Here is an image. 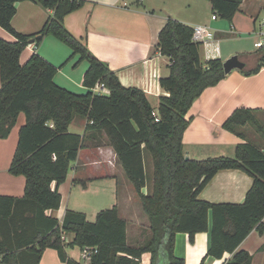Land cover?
<instances>
[{
  "label": "trees",
  "instance_id": "1",
  "mask_svg": "<svg viewBox=\"0 0 264 264\" xmlns=\"http://www.w3.org/2000/svg\"><path fill=\"white\" fill-rule=\"evenodd\" d=\"M22 0H0V27L14 37L0 36V138H6L20 113L24 123L18 129L16 148L8 171L25 178L24 196L0 195V237L2 225L11 219L18 202L30 204L34 229L25 247L28 256L17 255L13 246H0L4 252L0 264H39L42 250L52 247L65 264H81L67 257L61 234L72 233L65 245L96 247L88 264H141L143 252L150 253V264H184L174 253L175 235L188 234L194 241L197 232L210 231L207 254L221 258L231 256L224 264H251L252 255L239 248L247 235L264 225V153L245 141L235 146L234 156L208 157L195 160L186 157L182 136L190 119L186 113L195 98L208 86L217 84L225 73L220 58L202 61L199 43L192 40V27L168 17L158 33L157 46L169 57V74L159 79L168 92L161 96L156 121L145 92L123 86L108 65L95 57L86 45L65 27V15L81 7L85 0H32L53 13L41 29L33 34L15 30L11 19L15 3ZM243 0H209L211 11L219 19L232 21ZM52 35L86 60L83 93L73 92L54 82L57 67L37 52L24 63L19 57L29 40L38 45ZM256 64L244 70L250 75L264 66V47L257 49ZM244 68V67H243ZM103 83L108 94L92 91L95 83ZM258 109L236 108L223 127L256 123ZM75 118L85 119V133L69 131ZM260 130L261 127H258ZM104 132L118 160L139 197L149 220L150 236L139 246L126 241V220L116 206L99 210L89 221L83 212L66 210L61 222L46 215L47 209L59 208L58 185L65 181L70 162L77 158L86 133ZM152 160V188L147 184L144 155ZM239 168L249 173L253 182L241 203H213L197 197L202 187L220 169ZM52 183L54 186L52 187ZM149 185V191L142 190ZM209 214L211 227L209 228ZM27 222L15 227L24 236ZM0 241L5 245L4 238ZM0 250V251H1ZM199 264H205L204 259Z\"/></svg>",
  "mask_w": 264,
  "mask_h": 264
},
{
  "label": "crops",
  "instance_id": "2",
  "mask_svg": "<svg viewBox=\"0 0 264 264\" xmlns=\"http://www.w3.org/2000/svg\"><path fill=\"white\" fill-rule=\"evenodd\" d=\"M250 1L243 0L239 9L250 4ZM15 7L16 11L11 24L15 30L24 34L39 31L53 13L52 9H45L32 0L18 1ZM209 10L210 14H208ZM212 14L209 0L208 2L207 0H85L81 7L65 15L63 23L67 30L80 39L95 57L108 65L123 86L142 89L153 110L158 111L160 97L168 95V92L160 85L159 79L168 76L170 61L167 55L159 51L157 41L158 33L168 17L175 18L191 27L195 24L210 26L219 41L221 60L220 39L224 38V34H233L240 29L255 31V18L251 21L252 26L250 22L243 25L240 18L234 15L229 30L226 31L220 25H213L214 22L219 21V18L212 19ZM249 17L251 20L250 15ZM0 36L6 40H14V37L1 27ZM59 43L63 42L52 35H46L38 45L29 43L22 51L19 61L22 64L32 53L37 52L57 67L53 77L54 82L57 81L56 84L63 87L74 84L86 90L82 79L88 62L86 65L80 62L78 65L68 66L65 60L70 56L71 48H68L65 43H63L64 46ZM231 53L232 51L227 52L226 56ZM256 58L257 54L253 57V64L256 63ZM201 60L206 59L203 56ZM260 75H264V66L250 75L232 70L226 73L217 84L206 87L193 100L185 115L190 121L182 136L186 157L202 160L208 157L229 156L230 152L234 154L238 143L248 141L241 131L225 129L223 123L236 108L264 110V91L258 92L252 87V81ZM23 123L20 113L9 135L6 138H0V195L14 198L24 196V176L14 175L8 171L18 140V129ZM85 124V119L75 118L69 125V131L84 134ZM88 134L86 133L77 158L70 162L65 181L57 187L61 196L59 208L47 209L46 215L58 219L59 222L69 209L83 212L86 216L85 210L77 207L73 193L77 191L79 185L80 192H90V186L93 183L105 180L111 184L108 206L110 208L116 206L118 215L126 220L127 243L130 246H139L150 236L149 220L142 210L139 197L126 176L114 148L107 142L104 132ZM148 165L149 170H152V162L144 155L145 171ZM252 182V176L242 169H220L202 187L197 197L213 203H241ZM51 186L53 187L54 183ZM149 190L147 185L142 191L147 193ZM30 210L29 203L18 202L11 219L2 221L1 226L3 233L0 241L3 242L4 238L6 244L0 243V246H13L15 250L11 252H17L18 256L22 254L24 258L28 256V251L24 252L25 247H18V245L30 239L32 235L34 218ZM97 212L94 213L95 216ZM262 221L264 225V218ZM21 222H27L25 225L28 230L24 236H19L20 229L15 231V227ZM208 222L210 228L212 222L210 214ZM181 233L178 232L175 235L174 253L177 257L183 258L184 264H187V257L178 253L179 238L184 239ZM199 235H203L201 236L203 240L207 237L210 241V231L206 230L197 232L193 242H196ZM65 237L63 245L67 257L81 264H88L89 260H80L81 247L65 245L70 242L73 234L65 233ZM74 246L78 247L77 252ZM239 248L247 250L252 255L251 264H264V229L262 232L253 229L240 243ZM4 252L0 251V259ZM230 256V253H225L218 261L224 264ZM140 263L150 264L149 252L141 254ZM39 264L65 263L60 260L54 248L45 247Z\"/></svg>",
  "mask_w": 264,
  "mask_h": 264
},
{
  "label": "rangeland",
  "instance_id": "3",
  "mask_svg": "<svg viewBox=\"0 0 264 264\" xmlns=\"http://www.w3.org/2000/svg\"><path fill=\"white\" fill-rule=\"evenodd\" d=\"M203 1V0H202ZM208 2V0H207ZM250 4H247L243 7H241L235 15L240 18V22L243 25L251 24L252 26V19L255 18V31L260 30V24L264 20V0H251ZM210 10L208 11V14H210ZM251 16V20L250 17ZM232 22H229L224 19H219V21L214 22L213 25L217 24L222 26L224 30H229V25ZM238 32H234L233 34H224V38L220 39V45H221V57L224 61L231 55L236 54L242 61H244L245 65L244 68H234L232 69L234 72H243L244 70L253 68L255 64H253V57L257 54V49L254 47L253 42L257 38L256 35L252 30H237ZM62 46H64L63 43H59ZM66 46V45H65ZM69 48V47H68ZM202 46L199 47V54L200 58L203 59L202 55ZM70 50V49H69ZM232 51V53L229 56H226L227 52ZM70 56H68V59L65 60V63L69 65L73 64H81L86 65L87 61L82 60L78 61V54L71 55L70 50ZM64 63V64H65ZM88 65V64H87ZM60 67V66H59ZM231 70V71H232ZM57 83V81H55ZM65 88L76 92V93H83L85 90L80 89L74 84L70 86H64ZM71 87V88H70ZM252 87L254 90H258V92L264 91V75H260V77H257L255 81H252ZM254 115L256 116L257 122L256 123H247L245 126H237L236 129L241 131L246 139L255 144L259 148L264 147V110H257L254 112ZM21 118L24 120V115L21 113ZM261 127L262 130H260L258 127ZM71 128V127H70ZM73 130V128H71ZM230 157L234 156V154H231ZM147 158L152 162L150 154L146 153ZM152 170H149V165L146 169V178H147V184L151 185L152 188ZM113 186V185H112ZM111 187V184L105 180L96 181V183H93L90 186L91 191L87 193L80 192L79 187H77V191L73 193V198L76 199L77 207H80L83 211L85 210L86 213V219L89 221H93L95 219V212L110 208L109 205V188ZM150 188V187H149ZM111 189V188H110ZM148 190V187H146ZM183 233V232H182ZM181 233V236L184 239H180L178 241V253H180L183 257H187V264H199L202 259H204L205 264H220L221 261H218V258H215L209 254H207L208 247H209V240L206 237V240H203L201 236L197 238L196 242H190L188 240V234L187 233ZM74 250L77 252L78 247L74 246ZM81 250V249H80ZM81 252V251H80ZM81 261H86L87 259H82L80 257ZM198 261V262H197Z\"/></svg>",
  "mask_w": 264,
  "mask_h": 264
},
{
  "label": "built area",
  "instance_id": "4",
  "mask_svg": "<svg viewBox=\"0 0 264 264\" xmlns=\"http://www.w3.org/2000/svg\"><path fill=\"white\" fill-rule=\"evenodd\" d=\"M212 19H217L216 14H212ZM260 30L254 31V34L256 35V39L253 42V45L256 49L263 48L264 47V20L260 24ZM192 40L195 42H198L200 47L202 46L203 56L206 59L205 61L209 59L219 58L220 55V47H219V41L215 37V32L211 29L210 26L206 24H195L192 26ZM92 91L98 94H108L109 90L103 83H95V85L92 87ZM152 114L155 118V120H158V112L152 111ZM261 151L264 153V147L261 149ZM61 239L66 240L65 233L63 232L61 234ZM97 251L96 247H88L84 246L81 248L80 257L82 259L89 260L91 255Z\"/></svg>",
  "mask_w": 264,
  "mask_h": 264
},
{
  "label": "water",
  "instance_id": "5",
  "mask_svg": "<svg viewBox=\"0 0 264 264\" xmlns=\"http://www.w3.org/2000/svg\"><path fill=\"white\" fill-rule=\"evenodd\" d=\"M34 41V38H31L29 40V43H32ZM245 65L244 61H242L236 54L231 55L228 57L225 61H223L222 66L224 73L230 72L234 68H243Z\"/></svg>",
  "mask_w": 264,
  "mask_h": 264
}]
</instances>
